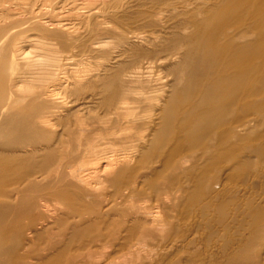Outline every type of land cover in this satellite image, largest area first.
<instances>
[{
	"label": "bare ground",
	"instance_id": "bare-ground-1",
	"mask_svg": "<svg viewBox=\"0 0 264 264\" xmlns=\"http://www.w3.org/2000/svg\"><path fill=\"white\" fill-rule=\"evenodd\" d=\"M0 264H264V0H0Z\"/></svg>",
	"mask_w": 264,
	"mask_h": 264
}]
</instances>
